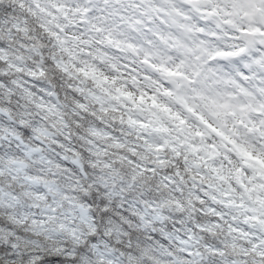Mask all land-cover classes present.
Here are the masks:
<instances>
[{"label": "clouds", "instance_id": "1", "mask_svg": "<svg viewBox=\"0 0 264 264\" xmlns=\"http://www.w3.org/2000/svg\"><path fill=\"white\" fill-rule=\"evenodd\" d=\"M0 60V264H264V0H0Z\"/></svg>", "mask_w": 264, "mask_h": 264}, {"label": "trees", "instance_id": "2", "mask_svg": "<svg viewBox=\"0 0 264 264\" xmlns=\"http://www.w3.org/2000/svg\"><path fill=\"white\" fill-rule=\"evenodd\" d=\"M4 64L2 60H0V65ZM13 73L9 72H0V105L3 107L6 105L14 104L18 108H25L29 105L34 106L33 102L26 97V95H19L17 90L22 92L17 86L13 85ZM8 77V79H6ZM0 117H3L0 115ZM4 135L3 130L0 129V138ZM5 192L6 196L15 195L14 192H11L6 189V187L0 183V208L9 206L6 204L5 199L2 196V193Z\"/></svg>", "mask_w": 264, "mask_h": 264}, {"label": "rangeland", "instance_id": "3", "mask_svg": "<svg viewBox=\"0 0 264 264\" xmlns=\"http://www.w3.org/2000/svg\"><path fill=\"white\" fill-rule=\"evenodd\" d=\"M2 61L5 62L4 60H2ZM13 74H14L13 79H12L13 85L17 86L22 91L25 88H27L29 94H26V95L28 96L29 99L32 100L34 106L35 107L43 106L42 103H41V99H37L36 97H34V96H32L30 94L31 93V89L36 86V85H34L32 83V80L34 78L25 77L23 73H19V74L13 73ZM17 75L21 76L22 79H16V76ZM45 94L47 95V93H45ZM13 196L14 195H8V196H6V193L3 192L1 198L3 197L5 199L6 204L9 205V201H10L11 197H13Z\"/></svg>", "mask_w": 264, "mask_h": 264}, {"label": "water", "instance_id": "4", "mask_svg": "<svg viewBox=\"0 0 264 264\" xmlns=\"http://www.w3.org/2000/svg\"><path fill=\"white\" fill-rule=\"evenodd\" d=\"M1 108V107H0ZM0 113L5 114L4 112L0 111Z\"/></svg>", "mask_w": 264, "mask_h": 264}]
</instances>
